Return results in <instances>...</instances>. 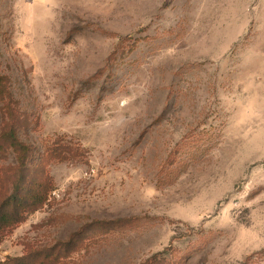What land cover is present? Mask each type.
Listing matches in <instances>:
<instances>
[{
	"label": "rangeland",
	"instance_id": "rangeland-1",
	"mask_svg": "<svg viewBox=\"0 0 264 264\" xmlns=\"http://www.w3.org/2000/svg\"><path fill=\"white\" fill-rule=\"evenodd\" d=\"M0 83L52 188L0 263L264 264V0H0Z\"/></svg>",
	"mask_w": 264,
	"mask_h": 264
},
{
	"label": "trees",
	"instance_id": "trees-1",
	"mask_svg": "<svg viewBox=\"0 0 264 264\" xmlns=\"http://www.w3.org/2000/svg\"><path fill=\"white\" fill-rule=\"evenodd\" d=\"M0 83V99L5 100ZM4 124L0 134V152L12 150L16 163L0 171V237L6 236L28 220L47 202L52 191L50 179L44 174L37 177L38 168L30 166L31 149L17 134V117L9 103L1 110ZM56 247L33 251L22 258H8L0 264H55ZM157 262V261H156ZM158 263V262H157Z\"/></svg>",
	"mask_w": 264,
	"mask_h": 264
}]
</instances>
